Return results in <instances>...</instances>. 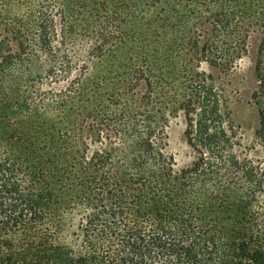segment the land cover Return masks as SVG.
Masks as SVG:
<instances>
[{
	"label": "trees",
	"instance_id": "trees-1",
	"mask_svg": "<svg viewBox=\"0 0 264 264\" xmlns=\"http://www.w3.org/2000/svg\"><path fill=\"white\" fill-rule=\"evenodd\" d=\"M97 2L103 14L91 15L103 21L93 23L101 39L90 47L91 58L122 42L118 23L127 15L116 0ZM219 2L212 24L220 22L222 51H230L219 63L223 70L246 51V26L260 32L254 97L262 126L264 0ZM70 8L60 0H0L7 16L0 39V264H264V205L261 189L247 177L251 166L243 165V181L221 172L227 159L206 157L216 136L210 131L221 119L218 107L205 108L218 102L205 84L208 74L188 71V80L199 77L203 94L199 117L185 108V134L207 152L199 150L182 168L150 138L115 153L118 145L102 141L98 127L73 128L70 111L90 99L86 61L63 90L42 89L55 63L70 58L64 48L77 36L65 30L72 25L65 13ZM44 64L48 75L41 72ZM57 64L70 72V63ZM169 65L177 68L175 61ZM30 67L38 71L29 74ZM68 220L73 228L65 234Z\"/></svg>",
	"mask_w": 264,
	"mask_h": 264
},
{
	"label": "rangeland",
	"instance_id": "rangeland-1",
	"mask_svg": "<svg viewBox=\"0 0 264 264\" xmlns=\"http://www.w3.org/2000/svg\"><path fill=\"white\" fill-rule=\"evenodd\" d=\"M60 1L72 7L65 11L72 21L65 30L77 33V36L74 43L66 45V48L52 44L69 50L70 58L57 62L72 66H69L70 72H65L56 62L49 78L41 80V87L44 90H63L76 77L78 67L82 69L84 61L89 63L85 79L90 99L80 104L82 107L79 105L75 111H70L73 128L79 125L98 127L102 141L118 145L115 153H120L135 141L150 138L173 157L174 168L187 167L200 157L199 150L207 152L202 146H191L185 134L188 127L185 108L196 109L191 113L192 118L199 117V99L203 94V90L198 88L199 77L188 80V71H203L209 75L205 84L213 93L211 99L213 96L218 99L217 106L208 103L205 108L209 111L218 107L221 115L210 131H215L216 136L211 140L214 144L206 157L212 163L216 159H227V165L221 172L226 177L237 176L243 181V165L251 166L252 176L249 174L247 177L261 189L259 198L264 205V125L260 124L254 97L259 84L254 71L260 39L256 25L246 26V51L233 67L223 70L219 63L230 51H222L220 22L212 24V20H216L214 10L220 9L213 3L219 0H116L127 13L123 18L125 22L118 23L122 42L115 43L102 56L91 58L87 55L90 47L95 39H101L98 24L93 23L103 21L96 14L91 15V11L97 10L99 15L102 8L97 0L81 1L85 2V8H82L80 0ZM174 5L177 12L171 11ZM179 16L185 18L187 24L184 25ZM5 17V13L0 11V39L6 33L3 31ZM57 27L60 33V25ZM39 54L45 56L44 52L39 51ZM171 60L177 62V68L169 65ZM49 66H42L43 75H48L45 71ZM36 71L38 68L30 67L29 74L34 75ZM258 101L264 107L261 96ZM79 131L75 130L76 137ZM90 132L91 138L95 139L96 135ZM191 134L192 139L198 142V134L194 130ZM72 228L68 220L64 233Z\"/></svg>",
	"mask_w": 264,
	"mask_h": 264
}]
</instances>
